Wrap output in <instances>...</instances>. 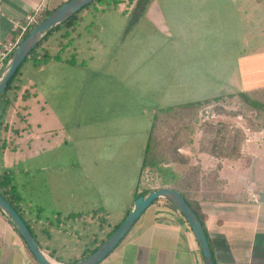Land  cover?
I'll return each instance as SVG.
<instances>
[{
    "label": "rangeland",
    "instance_id": "obj_1",
    "mask_svg": "<svg viewBox=\"0 0 264 264\" xmlns=\"http://www.w3.org/2000/svg\"><path fill=\"white\" fill-rule=\"evenodd\" d=\"M244 23L230 0H98L75 15L73 26L52 31L27 57L0 107L5 100L16 106L24 103L35 120L34 106L46 104L52 110L48 127L69 140L59 157L67 159L57 163L72 165L74 178L82 176L81 171L88 176L90 191L84 190L91 203L103 205L106 200L109 210H116L101 216L99 229L111 228L103 241L101 233L98 238L58 236L55 241L65 245L58 258L81 260L79 255H64L81 248L87 252L86 246L93 250L105 241L113 224L121 222L131 192L135 197L154 113L201 102L194 95L192 78L214 81L213 74H224L235 65ZM223 107L209 104L199 114L221 109V115L205 114V121L241 129L236 121L242 119L252 131L264 129L255 114L238 106ZM42 115L47 124L48 113ZM97 189L106 195L99 196Z\"/></svg>",
    "mask_w": 264,
    "mask_h": 264
},
{
    "label": "crops",
    "instance_id": "obj_2",
    "mask_svg": "<svg viewBox=\"0 0 264 264\" xmlns=\"http://www.w3.org/2000/svg\"><path fill=\"white\" fill-rule=\"evenodd\" d=\"M67 1L0 0V46L19 37L17 24L24 25L28 17L37 19L41 12H51ZM230 1L245 21L240 54L233 57L235 65L224 69V74H213L214 81L198 75L192 78L197 101L239 93L259 100L264 97V0ZM16 105L8 103L0 107V182L7 181L2 191L9 199L13 197L19 215L43 253L57 263H72L71 258L57 257L62 253L61 246H65L55 241L57 237L86 234L98 238L101 233L99 239L103 241V235L111 228L99 229L103 225L101 216L108 217L116 210H109L106 200L103 205L91 203L88 176L81 171L82 176L74 178L72 165L57 163L67 159L59 157L64 156L69 140L61 131L58 134V129L48 127L52 123L49 114L52 110L46 104H36L37 118L34 116L33 120L28 105ZM46 112L47 124L42 123L46 119L42 114ZM236 123L246 134L239 159L219 160L198 153L195 139L193 151H180L188 158V165H177L175 170L184 175L182 191L198 212L214 264H264V129L251 131L242 119ZM95 193L106 195L99 189ZM46 194L50 197L48 201L43 199ZM130 198L127 207L119 212L121 222L136 199L132 192ZM118 225L115 222L112 230ZM97 245H92V249ZM84 249L87 251V246ZM84 254L81 248L64 256L81 258ZM0 264H37L2 213ZM99 264H204V261L186 222L160 199L144 211Z\"/></svg>",
    "mask_w": 264,
    "mask_h": 264
},
{
    "label": "trees",
    "instance_id": "obj_3",
    "mask_svg": "<svg viewBox=\"0 0 264 264\" xmlns=\"http://www.w3.org/2000/svg\"><path fill=\"white\" fill-rule=\"evenodd\" d=\"M49 13L48 11L41 12L37 17V22L39 23L42 21ZM73 19H75V16L61 26L65 28L73 26ZM33 28L27 31L22 36L21 40H23ZM13 79L7 90L10 88ZM5 92L0 96L1 101L6 96ZM260 100L259 98L251 97V95L239 93L212 100L193 102L157 110L151 120V127L147 136L137 177L135 198L138 196H145L158 189H171L178 192L184 198L185 202L199 218L197 210L193 207L192 203L188 201L185 193L182 191V187L185 184L184 175L179 174L175 170V166L180 165L185 167L189 163L188 158L181 155L180 151L186 148L191 151L194 139L196 135H199L197 146L198 153L207 154L219 160L226 159L235 161L240 158L241 146L246 139L244 131L231 124L205 121V114L211 113L221 115L223 113L221 109L215 110L212 108L211 111H207L205 114H199V111L209 104L219 105V103H221L222 107L223 105H233L238 106L241 110L246 112V114L255 113L256 122L261 123L264 122V97H261ZM5 104H7L6 100ZM251 122L252 124L254 123L253 121ZM188 168L192 170V167L189 166ZM6 182L5 180L0 182V193L17 211L13 203V197L9 199L5 192L2 191V186L6 185ZM157 201L159 200L154 201L151 205L157 203ZM164 202L174 209L183 219L172 204L166 200H164ZM96 248L87 250L82 258L88 256Z\"/></svg>",
    "mask_w": 264,
    "mask_h": 264
},
{
    "label": "water",
    "instance_id": "obj_4",
    "mask_svg": "<svg viewBox=\"0 0 264 264\" xmlns=\"http://www.w3.org/2000/svg\"><path fill=\"white\" fill-rule=\"evenodd\" d=\"M96 1L98 0H68L51 11L48 16L40 21L28 35L18 43L3 68L0 70V96L7 90L20 66L42 40L63 23L74 17L78 12ZM160 199L166 200L172 204L183 217L198 245L204 264H214L207 236L199 218L185 202L184 198L178 192L171 189H158L145 196H138L130 212L103 243L88 256L69 264H99L118 246L144 211L150 207L154 201ZM0 213L5 216L16 233L21 237L27 250L37 264H60L51 260L43 253L24 220L11 204L3 198L1 193Z\"/></svg>",
    "mask_w": 264,
    "mask_h": 264
},
{
    "label": "built area",
    "instance_id": "obj_5",
    "mask_svg": "<svg viewBox=\"0 0 264 264\" xmlns=\"http://www.w3.org/2000/svg\"><path fill=\"white\" fill-rule=\"evenodd\" d=\"M37 24L38 22L35 16L28 17L24 25L17 24V29H19L20 32L19 37L14 42L5 43L0 46V70L3 68L11 53L21 41L22 36Z\"/></svg>",
    "mask_w": 264,
    "mask_h": 264
}]
</instances>
